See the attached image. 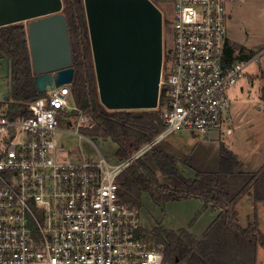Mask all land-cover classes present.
I'll return each mask as SVG.
<instances>
[{"label":"built area","instance_id":"obj_1","mask_svg":"<svg viewBox=\"0 0 264 264\" xmlns=\"http://www.w3.org/2000/svg\"><path fill=\"white\" fill-rule=\"evenodd\" d=\"M173 2L174 43L157 106L166 128L131 156L70 157L59 135L82 136L76 131L93 119L67 84L19 109L0 95V264H164L139 210L120 201L118 176L171 133L226 130L230 88L246 67L226 55L225 0Z\"/></svg>","mask_w":264,"mask_h":264},{"label":"trees","instance_id":"obj_2","mask_svg":"<svg viewBox=\"0 0 264 264\" xmlns=\"http://www.w3.org/2000/svg\"><path fill=\"white\" fill-rule=\"evenodd\" d=\"M63 7L69 24L75 68L72 99L82 111L92 116V124L86 126L89 134L114 139L119 145L117 158H127L165 130L162 111L160 107L111 110L101 102L84 0H63ZM240 48L244 47L240 45ZM235 49L227 45L226 55L230 63L242 57L236 54ZM6 56L11 61L12 89L7 95L11 109L23 108L47 93L40 91L33 71L25 21L0 26V59ZM261 89L264 100V85ZM161 92L160 105L165 96L163 90ZM219 160V170L212 177L216 184H208L198 174L184 187L172 186L160 179L159 173L168 178L179 177L178 163L172 154L163 152L157 145L134 160L118 176L120 201L138 210L143 206V193L148 194L156 204L198 197L205 200L206 206L213 204L221 208L219 217L202 238L190 229L196 218L188 227L179 230L155 226L153 234L163 246L164 264H256L259 245L264 246V232L256 220L243 226L235 205L245 190L253 189L257 198L264 197V166L248 175L249 179L242 187L233 183L236 187L233 189L227 183L240 173L237 155L223 144Z\"/></svg>","mask_w":264,"mask_h":264},{"label":"water","instance_id":"obj_3","mask_svg":"<svg viewBox=\"0 0 264 264\" xmlns=\"http://www.w3.org/2000/svg\"><path fill=\"white\" fill-rule=\"evenodd\" d=\"M101 102L156 108L163 68V10L153 0H84ZM63 0H0V26L25 21L40 91L73 83ZM7 97V95H4Z\"/></svg>","mask_w":264,"mask_h":264},{"label":"rangeland","instance_id":"obj_4","mask_svg":"<svg viewBox=\"0 0 264 264\" xmlns=\"http://www.w3.org/2000/svg\"><path fill=\"white\" fill-rule=\"evenodd\" d=\"M153 1L163 10V39L167 46L172 48L174 43L173 25H169L167 22L168 20L172 21L174 18L175 4L173 0ZM224 3L228 46H234L236 54L242 56L240 60L247 64L244 75L230 88V95L233 99L232 114L235 115V119L229 133H224L223 130V133H221V128H219L206 135L194 136L193 133L187 131L185 136L178 138L174 137L178 136L174 132L159 142V149L177 157L176 160L179 161L182 168L186 167L183 166L185 165V159L199 170L201 168L215 169L223 144L235 150L239 158L243 160L250 154L256 153L261 156L264 153V100H260L261 88L264 85V0H225ZM240 45L244 48L241 49ZM245 55L250 57L247 58ZM10 63L8 56L0 59L1 96L4 93H10L12 89ZM66 87L71 94L72 83L67 84ZM70 96L71 101L75 104L72 94ZM88 131V127L82 126L76 131L82 136L61 133L59 135L60 145L64 146L70 157L76 161L83 159L84 156L96 161L99 159V151L109 162L117 160L119 147L117 142L110 137H103L98 134H95V136L90 135ZM159 177L164 182L168 181L166 179L167 175L164 176L159 173ZM143 197V206L139 212L143 224L152 232H155L153 230L155 226L167 228L170 225L174 227L181 225L188 227V223L196 218L193 223L197 220L198 222L201 220V223L190 229L194 231L193 233L196 236H201L205 224H208L211 218L209 212L203 213L202 218L197 216L199 214L197 212L201 208L198 199L169 201L165 211L166 214H162V210L150 196L145 195ZM240 212L239 222L243 226L248 225L249 220L244 213L245 211L242 213L241 210ZM159 217L162 218V221ZM262 228L264 229V221ZM258 264H264V246L259 248Z\"/></svg>","mask_w":264,"mask_h":264},{"label":"crops","instance_id":"obj_5","mask_svg":"<svg viewBox=\"0 0 264 264\" xmlns=\"http://www.w3.org/2000/svg\"><path fill=\"white\" fill-rule=\"evenodd\" d=\"M1 59H3V58H1ZM8 94L9 93L7 92V93H4L2 96L8 95ZM260 100L262 101V98ZM234 119H235V115L231 114V119L226 124V127L227 128H226V130H224V133H229V131L232 130V123L234 122ZM186 132H187L186 130H183L181 132H176V135H178V136H174V137H178V138L179 137H183V136H185V133ZM189 133H190V131H189ZM221 133H223L222 130H221ZM193 135L195 136L194 133H193ZM228 148L231 149L237 155V160L239 161L237 167H238V170H239L240 173L238 175L234 176V179H233V181L231 183L228 182L227 184H228V186H230L233 189L236 188V187H234V185L235 186L237 185L240 188L249 179L247 177L248 175L253 174V172L258 171L259 169H261L264 166V153L261 156L259 154H256V153L253 154V155L250 154V156H247V158H245V160H243V159H240L239 158V156H238V154H237V152L235 150H233L230 147H228ZM176 158L177 157H175V160H176ZM219 158H220V156H219ZM184 161H185V165H183V166H186L185 168L184 167L182 168L180 166L179 161H177L178 162V166L180 168V175H179V177L178 176L177 177H174V178H168V177H166V179H168V181H166V182H169L172 186L182 187L183 185H185L186 182L193 181L198 174H201V177L208 184H210V185L216 184L214 182V179L212 177H213V174L216 173L219 170L220 160L218 161V164L215 166L216 168L213 169V170L202 169V168H201V170H199L196 167H194V165L192 163H190L189 161H186L185 159H184ZM191 172H192V174H191ZM233 183H234V185H233ZM145 195H148V194L143 193L142 197L145 196ZM143 199H144V197H143ZM186 199H190V200H192V199H195V200L198 199V200H200L201 208L197 212V213H199L197 215L198 217L200 216L199 218H202V216H204L203 213H206V212L211 213V216H210L211 218H210L208 224H205L203 233L201 234V236H197L198 238H202L203 237V234L207 231V229L219 217L221 208L220 207H216L213 204H208L206 206L205 200L204 199H200L198 197H191V198H186ZM179 201H181V200H179ZM168 203L169 202H167V204ZM167 204H156L162 210V212H161L162 214H166L165 211H166ZM235 207L238 210V212L240 213V215H241V212H240L241 210H242V213L245 211L244 213L246 214V217L249 220L248 224H250L251 222H253V221L256 220L259 228L264 232V229L262 228L263 221H264V197H258L257 198L256 197V194H255V191H253V189H251L250 191L245 190L239 196ZM160 220L162 221V218H160ZM199 223H201V220L199 222L197 220L195 223H193L191 225V227H194V226L197 227ZM183 227L184 226H181V225L180 226H177V227H174V226H171L170 225L167 228H172V229H176L177 230V229H180V228H183ZM261 246L262 245H259V248ZM259 248H258V253H259ZM258 253H257L256 264H258Z\"/></svg>","mask_w":264,"mask_h":264},{"label":"flooded vegetation","instance_id":"obj_6","mask_svg":"<svg viewBox=\"0 0 264 264\" xmlns=\"http://www.w3.org/2000/svg\"><path fill=\"white\" fill-rule=\"evenodd\" d=\"M170 52H171V47L169 48L164 40V51H163L164 62L163 64L168 60L167 55L170 54Z\"/></svg>","mask_w":264,"mask_h":264}]
</instances>
